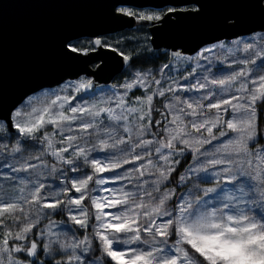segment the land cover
Wrapping results in <instances>:
<instances>
[{
	"label": "snow or ice",
	"instance_id": "obj_1",
	"mask_svg": "<svg viewBox=\"0 0 264 264\" xmlns=\"http://www.w3.org/2000/svg\"><path fill=\"white\" fill-rule=\"evenodd\" d=\"M28 6L0 27V264H264V0Z\"/></svg>",
	"mask_w": 264,
	"mask_h": 264
},
{
	"label": "water",
	"instance_id": "obj_2",
	"mask_svg": "<svg viewBox=\"0 0 264 264\" xmlns=\"http://www.w3.org/2000/svg\"><path fill=\"white\" fill-rule=\"evenodd\" d=\"M0 2L8 3L9 7L0 12V27L7 29L10 47L14 46L19 33L29 23L38 19L44 10L36 9L28 6V0H0ZM143 0H128L129 4H136ZM137 22L130 19L125 25H112L110 35L122 32L124 30H132L136 28ZM101 54L109 55L110 53L102 50ZM95 55V54H93ZM111 83V81H109Z\"/></svg>",
	"mask_w": 264,
	"mask_h": 264
},
{
	"label": "trees",
	"instance_id": "obj_3",
	"mask_svg": "<svg viewBox=\"0 0 264 264\" xmlns=\"http://www.w3.org/2000/svg\"><path fill=\"white\" fill-rule=\"evenodd\" d=\"M142 35H144V33L142 31L141 32L136 31V28H135V29H132V30H124L122 32L113 34L111 36H112L113 39H116V38H118L120 36L134 38V37H137V36L141 37Z\"/></svg>",
	"mask_w": 264,
	"mask_h": 264
},
{
	"label": "rangeland",
	"instance_id": "obj_4",
	"mask_svg": "<svg viewBox=\"0 0 264 264\" xmlns=\"http://www.w3.org/2000/svg\"><path fill=\"white\" fill-rule=\"evenodd\" d=\"M135 29V28H134ZM141 38H143V35L141 36Z\"/></svg>",
	"mask_w": 264,
	"mask_h": 264
}]
</instances>
